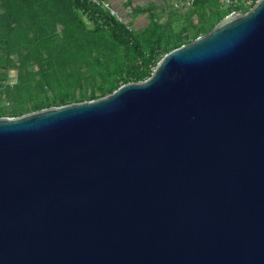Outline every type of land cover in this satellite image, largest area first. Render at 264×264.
<instances>
[{
	"label": "water",
	"instance_id": "obj_1",
	"mask_svg": "<svg viewBox=\"0 0 264 264\" xmlns=\"http://www.w3.org/2000/svg\"><path fill=\"white\" fill-rule=\"evenodd\" d=\"M0 264H264V0L146 79L0 117Z\"/></svg>",
	"mask_w": 264,
	"mask_h": 264
},
{
	"label": "rangeland",
	"instance_id": "obj_2",
	"mask_svg": "<svg viewBox=\"0 0 264 264\" xmlns=\"http://www.w3.org/2000/svg\"><path fill=\"white\" fill-rule=\"evenodd\" d=\"M50 1L51 11L34 14L47 32L41 42H30L19 30L26 27V18L0 0V111L5 113L0 117L36 111L25 109L36 103L46 108L59 106V100H90L93 90L96 98L107 95L113 86L126 83L131 59L139 56L133 43L126 45L109 30H98L73 0ZM255 1L241 0L235 11H248ZM123 2L131 8L127 25L139 35L147 55L158 41L164 48L169 42L186 44L209 33L228 10L221 0H193L190 6L180 0ZM158 57H163L162 51Z\"/></svg>",
	"mask_w": 264,
	"mask_h": 264
},
{
	"label": "trees",
	"instance_id": "obj_3",
	"mask_svg": "<svg viewBox=\"0 0 264 264\" xmlns=\"http://www.w3.org/2000/svg\"><path fill=\"white\" fill-rule=\"evenodd\" d=\"M6 3L9 6V9L13 12L18 11V14L22 17H25V23L22 25H26V27H19L20 33L22 34L23 38L25 40H30V42H41L43 37L45 36L47 31H44V26L41 22L35 21L34 14L37 11H45L46 13L51 11V1L50 0H5ZM75 6L78 9H81L83 11V14L86 16V18L92 22L98 30H109L112 35L120 40L121 42H124L126 45L128 44H134L136 48L139 51V56L132 58V64L127 70V82L130 81H139L146 79L152 71H150L152 68L154 69L156 64L159 61V53L162 51L163 55L170 50L182 45L181 42H169L164 48H161V44L159 41L155 43L150 51L148 52V55L145 53L143 49V43L139 37V35L136 33L132 34V31L129 29L127 23H124L122 21H119L115 16H112L109 12L105 11L100 6L94 5L93 3L89 2L88 0H73ZM241 0H237V3L235 5L226 7L228 10L223 15L226 16L230 14L231 12L238 9V5H241ZM256 2V1H255ZM232 8V10H229ZM21 26V25H20ZM201 29H199L196 33H198ZM196 37V34H195ZM120 86V85H119ZM119 86H113L111 88V91H114ZM104 88V86H103ZM91 97L89 99L96 98L94 96L95 90L92 91ZM83 99L88 96L87 89L83 92L82 95ZM62 98V97H60ZM57 99L54 100L56 102ZM62 101L59 100L60 104ZM66 103V102H65ZM34 107L26 106L25 109L34 108L42 109L45 106L39 105L36 103ZM24 108V107H23ZM32 110V109H31ZM4 112L0 111V116L4 115ZM18 115V114H13Z\"/></svg>",
	"mask_w": 264,
	"mask_h": 264
},
{
	"label": "built area",
	"instance_id": "obj_4",
	"mask_svg": "<svg viewBox=\"0 0 264 264\" xmlns=\"http://www.w3.org/2000/svg\"><path fill=\"white\" fill-rule=\"evenodd\" d=\"M88 1L93 3L94 5L100 6L105 11L109 12L112 16H115L119 21L126 23L124 17L120 14V12L117 9L111 6L108 0H88ZM180 1H185L186 2L185 4L188 6H190L193 3V0H180ZM221 2L224 6L229 7L235 5L237 3V0H221Z\"/></svg>",
	"mask_w": 264,
	"mask_h": 264
},
{
	"label": "crops",
	"instance_id": "obj_5",
	"mask_svg": "<svg viewBox=\"0 0 264 264\" xmlns=\"http://www.w3.org/2000/svg\"><path fill=\"white\" fill-rule=\"evenodd\" d=\"M108 1L113 8L117 9L120 12V14L124 17L125 22L127 23L129 21V19H128L129 14L128 13H130L131 8H128L124 4L123 0H108ZM134 1H136V0H134Z\"/></svg>",
	"mask_w": 264,
	"mask_h": 264
}]
</instances>
